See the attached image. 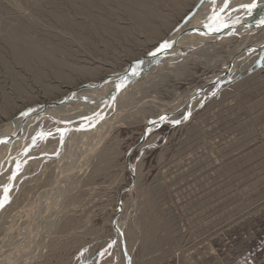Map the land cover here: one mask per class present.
I'll list each match as a JSON object with an SVG mask.
<instances>
[{
    "label": "rangeland",
    "instance_id": "rangeland-1",
    "mask_svg": "<svg viewBox=\"0 0 264 264\" xmlns=\"http://www.w3.org/2000/svg\"><path fill=\"white\" fill-rule=\"evenodd\" d=\"M198 1L0 0V130L119 80ZM222 14L210 22L216 30L193 35L197 45L209 40L193 47L201 62L167 81L148 78L131 102L137 109L157 93L174 121L148 128L161 108L129 107L119 124L95 135L83 117L74 128L51 120L31 124L42 126L36 132L0 136L12 148L0 155V264H264V55L186 105L232 64L228 35L240 21ZM209 46L219 48L215 56Z\"/></svg>",
    "mask_w": 264,
    "mask_h": 264
},
{
    "label": "bare ground",
    "instance_id": "bare-ground-1",
    "mask_svg": "<svg viewBox=\"0 0 264 264\" xmlns=\"http://www.w3.org/2000/svg\"><path fill=\"white\" fill-rule=\"evenodd\" d=\"M157 1V0H156ZM187 1V0H186ZM197 1V0H196ZM182 2V1H181ZM255 3L256 4V7L255 8H252L251 10H249L248 5H251ZM188 4V3H187ZM194 7H192V10H190L189 13H187V15L182 18L183 20L181 21V25H179V27L176 25V28L175 30H173V32L170 30V33L168 35V38L167 41H164L163 43L160 44V46H158V51H156V49L149 53L147 57L142 58L139 57L140 61H138V58H137V62L136 63H133L132 66H131V69L128 70V73L124 74V76L122 78H120L119 80L116 79L115 82L113 83H110V84H105L104 87L100 88L98 87L99 90L95 89L94 91L92 90V92H86L87 94H83V93H80L78 91L79 94H75L73 100H75L76 102L72 103V106L69 107V106H63V109L62 110L60 107L59 108H56V109H51V110H48L47 113H46V110H45V114H43L44 116L41 117L40 119V115H35L33 114L34 112V109H33V112L32 114L33 115H30L28 118L27 117H22V119H17L14 123L12 124H6L5 126L1 127V130H0V136L3 137L4 134H6V138H13V137H16L18 133L22 132L21 130H24L23 132H27V131H32V129L36 132V130L38 129H41L40 127L38 126H32L33 123H37V124H44V123H47V122H50L51 120L53 121H60V123L62 121H65V122H68V124L72 127V126H77V118H81L83 119H86L87 121V125L85 126H88V124H92V123H95L94 127H90V130L88 131L89 135L90 133H93L94 135L105 125H108V124H111V125H116V123H120V121H122L121 117L123 116V112H124V109L125 108H129V107H134L132 105L131 102H133L135 99L138 98V96H142V94L144 93L143 89L145 88V85L147 83H145V81L149 82V79L148 78H151L152 76H156V77H162L161 78H164L163 81H167V79L171 76H181L183 74V72H181V69H184L186 68V66L189 64V62H201L200 61V58H197L196 55H194V52H192L193 50V47H198V49H200V47L198 45H201L203 44H206L207 41L209 42V40L207 41H203V39H201L202 43L201 44H198L197 45V42L195 44V39L193 40V35H195L196 31H200L201 30V33H197L198 35L201 36L202 33L205 34V31H208V30H211L213 28H215L216 30V27L213 26V28H210V22L212 21L213 17H215L216 13L217 12H222L224 14L222 15H226L227 16V20H228V17L230 19V21H233V20H236V22L238 21L239 23L237 25H235L232 29L229 30V35H232L234 36V38L232 39V41H234V45H232V48L230 49V56L232 59V65L231 66H227L225 67L224 69L221 70V74L216 76H212L208 79V81L210 80H214V79H217V78H221V75H223L227 70L228 72L230 73L227 77L225 78H221L220 82L218 85L220 84H224L226 82H229L230 80H233L236 76H238V74L243 71L248 65L251 66V64L253 65L255 63V61L260 58L263 57L264 55V0H200L198 1L196 4L193 5ZM175 9V8H173ZM224 9V10H223ZM179 13V12H178ZM177 14V13H176ZM185 14V13H184ZM220 14V13H218ZM217 14V15H218ZM216 15V16H217ZM217 17L220 18V15H218ZM218 18V19H219ZM222 19V18H221ZM219 19V20H221ZM223 19L224 16H223ZM220 23V22H219ZM228 23V21H227ZM226 23V24H227ZM212 24V22H211ZM214 24V23H213ZM206 25V26H205ZM224 26V24H222ZM206 27V30H205V27ZM212 26V25H211ZM222 26V27H223ZM199 27V28H198ZM221 27V26H220ZM174 28V27H173ZM198 28V29H197ZM204 28V29H203ZM227 30V29H226ZM210 32V31H209ZM228 32V31H227ZM218 33V32H216ZM214 33L216 36L219 34H216ZM222 33V31L220 32ZM224 33V31H223ZM222 33V34H223ZM207 34H209L207 32ZM213 34V35H214ZM221 34V35H222ZM225 34V33H224ZM256 34H259V36L256 38L255 42L250 44V41L252 40L253 36L256 35ZM196 35V36H198ZM203 35V34H202ZM212 35V33H211ZM212 35V36H213ZM220 35V34H219ZM218 35V36H219ZM220 35V36H221ZM195 36V37H196ZM199 36V37H200ZM207 36V35H205ZM225 36V35H224ZM204 37V36H203ZM222 37V36H221ZM221 37H218L219 39H221ZM207 38V37H205ZM208 38L211 40V37L208 36ZM207 38V39H208ZM217 38V37H216ZM217 38V39H218ZM197 39H200V38H197ZM213 39V37H212ZM216 39V40H217ZM227 39V38H226ZM225 39V41H226ZM215 40V42H216ZM228 41V40H227ZM227 41L225 43H227ZM231 41V40H230ZM236 41V42H235ZM206 42V43H205ZM212 42V41H210ZM222 41H220L221 43ZM164 43H167L169 44L170 46L167 47V48H161V45L164 44ZM219 43V44H220ZM224 43V41H223ZM229 43V42H228ZM231 44V43H230ZM211 45V43L209 44ZM216 45V44H215ZM217 45H218V41H217ZM216 45V46H217ZM221 45V44H220ZM225 45V44H224ZM204 46V45H203ZM201 46V47H203ZM213 46V44H212ZM212 46H209L210 49L213 48V51L212 49L209 51V52H212V54H210L211 56L214 54L215 56V53H217V51L219 50V48H221L219 45V48L217 47H212ZM196 47V48H197ZM207 47V46H206ZM205 48V46H204ZM154 49V48H153ZM152 49V50H153ZM197 49V51H198ZM203 49V48H201ZM206 50H208L207 48H205ZM195 51V50H194ZM205 51V50H203ZM202 52V50H201ZM200 52V53H201ZM207 52V51H206ZM205 52V53H206ZM209 52H207L206 54L204 53V55H207ZM196 53V52H195ZM253 53H255L257 55L256 58H253ZM145 55V54H144ZM202 53H201V56H204ZM209 55V56H210ZM192 56H195L196 58H193ZM199 57H200V54H199ZM202 58H205L202 57ZM212 58V57H211ZM209 59V58H208ZM136 60V59H135ZM134 60V62H135ZM206 61H208L206 59ZM249 61V62H248ZM153 62V63H152ZM152 63V64H151ZM120 71L121 68H119ZM249 69V68H248ZM113 77V75H112ZM115 78V76L113 77ZM113 78H109V79H113ZM219 78V79H220ZM155 79V77H154ZM153 79V81H154ZM158 79V78H157ZM155 79V81L157 80ZM110 80V81H111ZM113 81V80H112ZM142 84H140L141 82H143ZM109 82V81H108ZM157 82V81H156ZM106 83V82H105ZM159 83V81H158ZM152 84V83H151ZM156 84V83H155ZM102 85V84H101ZM157 85V84H156ZM155 85V86H156ZM207 85V84H206ZM103 86V85H102ZM97 87V86H96ZM150 87H152L150 85ZM149 87V88H150ZM90 88H93V87H90ZM94 89V88H93ZM153 89V88H152ZM202 89V88H200ZM86 90V89H85ZM91 90V89H90ZM147 90V88H146ZM196 92H194L193 94H191L189 96V99H188V103L186 104L187 106H190V104L192 103H197V100H199V98L201 97V93L199 92V89H196ZM198 90V91H197ZM81 91V90H80ZM214 91V90H213ZM199 92V93H198ZM155 93V92H154ZM157 93H155L154 96L151 97L152 100H150V103H148V105H143L142 103V106H139L137 109L135 108L133 111H136V113H147L148 112V109L146 108V106H150V107H160L161 108V111H160V115H162L163 119H168V120H171V121H174L176 119V116L173 115V113H169L168 112V108L171 106V104H167V103H164L162 102L159 97L156 95ZM137 96V98H136ZM181 98V97H180ZM183 98V97H182ZM139 99V98H138ZM68 100V99H67ZM70 100V99H69ZM73 100H70V101H73ZM149 100V99H148ZM148 100H146L147 102H149ZM186 100V99H185ZM57 101V100H56ZM66 101V100H65ZM145 101V102H146ZM144 102V101H143ZM178 102V101H177ZM176 102V103H177ZM69 103V102H67ZM131 103V104H130ZM140 103V102H139ZM42 104V103H41ZM136 104V103H135ZM69 105V104H67ZM132 105V106H131ZM137 105V104H136ZM176 105V104H175ZM34 106V105H33ZM32 106V107H33ZM36 106V105H35ZM34 106V108H35ZM38 106V105H37ZM32 107H28V108H32ZM193 108H195L193 106ZM27 109V108H26ZM48 109V108H47ZM30 110V109H28ZM127 110V109H126ZM125 110V111H126ZM181 110V109H179ZM193 110V109H192ZM97 111V112H96ZM123 111V112H122ZM128 111H130V109H128ZM25 112V111H24ZM29 112V111H28ZM27 112V113H28ZM180 112V111H179ZM191 112V111H190ZM23 113V112H22ZM21 113V114H22ZM126 113V112H124ZM135 113V112H134ZM30 114V113H28ZM135 115V114H133ZM78 116H81V117H78ZM86 116V117H85ZM121 116V117H120ZM19 118V116H18ZM124 119V118H123ZM23 120H28L27 123L23 122ZM120 120V121H119ZM83 121V120H81ZM23 122V123H22ZM42 122V123H40ZM8 123V122H7ZM52 123V122H51ZM77 123V124H75ZM32 124V125H31ZM84 124V122H83ZM30 126V127H29ZM32 126V127H31ZM44 126V125H43ZM59 126V125H58ZM78 126H80V124H78ZM84 126V127H85ZM93 126V125H92ZM38 127V128H37ZM60 127V126H59ZM68 127V126H67ZM72 127V128H74ZM83 127V126H82ZM107 127V126H105ZM66 128V127H65ZM88 129V127H86ZM92 128V129H91ZM8 129V130H7ZM62 129V128H61ZM60 129V130H61ZM67 129V128H66ZM70 129V128H69ZM78 129L77 131L79 132V129L81 128H76ZM46 131V130H45ZM50 131V130H49ZM55 131V130H54ZM74 131V130H73ZM75 130V135H76V132ZM67 131H65L66 133ZM81 132V131H80ZM39 133V132H38ZM37 133V137L36 139H39ZM51 133V132H49ZM48 133V134H49ZM54 133V132H53ZM57 133V131H56ZM61 133V132H60ZM70 133V132H69ZM72 133V131H71ZM84 133V131H83ZM27 134V133H26ZM44 134V133H43ZM63 134V132H62ZM73 134V133H72ZM71 134V135H72ZM21 135V133L19 134V136ZM28 135V134H27ZM25 135V137L27 136ZM35 135V134H33ZM30 136L31 137H33ZM42 135V133H41ZM40 135V136H41ZM51 135V134H49ZM67 135V134H66ZM92 135V134H91ZM100 135V134H99ZM102 135V134H101ZM57 136V135H56ZM62 136V135H61ZM60 136V138H62ZM65 136V135H64ZM74 136V135H73ZM77 136V135H76ZM35 137V136H34ZM46 137V136H45ZM44 137V138H45ZM58 140H59V136H57ZM71 137V136H70ZM88 137V136H87ZM99 136H97L98 138ZM105 137V135H104ZM19 138V137H18ZM42 138V137H41ZM43 138V139H44ZM65 138V137H64ZM72 139L75 138V137H71ZM92 138V136L90 137V139ZM101 138H103L101 136ZM23 139H24V136H23ZM33 139V138H32ZM31 139V141H33ZM35 139V138H34ZM35 139V140H36ZM47 139V138H46ZM66 139H67V136H66ZM71 139V140H72ZM85 139V138H84ZM89 139V140H90ZM18 140V139H17ZM20 140V139H19ZM34 140V142H35ZM54 140V139H53ZM56 140V139H55ZM70 140V141H71ZM0 141H3V139H1ZM5 141V139H4ZM14 141V140H13ZM16 141V139H15ZM37 141V140H36ZM57 141V140H56ZM69 140L67 139V142ZM69 141V143H70ZM84 141V140H83ZM86 141V139H85ZM95 141V140H94ZM10 142V141H8ZM7 142V143H8ZM21 142H23V140L21 139ZM60 142V140L58 141V143ZM66 142V144H67ZM82 142V141H81ZM98 142V141H97ZM11 143V142H10ZM15 143V142H14ZM19 143V142H17ZM30 143V141H29ZM33 143V142H32ZM31 143V144H32ZM37 143V142H36ZM36 143L34 144V146L36 145ZM61 143H65V142H61ZM60 143V144H61ZM76 143V142H75ZM22 144V143H21ZM24 144V143H23ZM89 144V143H88ZM8 145V144H7ZM11 145V144H10ZM9 145V146H10ZM55 145V144H54ZM59 145V144H57ZM70 146V144H68ZM68 145H65L68 147ZM74 145V144H73ZM19 146V144H18ZM22 146V145H21ZM34 146L31 145V147L35 148ZM17 147V145H16ZM25 147H26V143H25ZM61 147V145L59 146ZM5 145H0V155H2L4 152L3 150L6 152L8 151L9 148H5ZM93 148V147H92ZM12 149V148H11ZM9 149V151L11 150ZM15 149V148H14ZM54 148H52L53 150ZM60 149V148H59ZM20 150V149H19ZM27 150V148H26ZM29 150V149H28ZM52 150L50 151V153L52 152ZM61 150V149H60ZM67 150H70L69 148ZM93 150V149H91ZM14 151V150H13ZM24 151V150H23ZM22 151V153H23ZM46 151V150H45ZM55 151V149H54ZM53 151V153H55ZM27 152V151H25ZM31 152V151H30ZM30 152H27V153H30ZM44 152V151H43ZM63 152V151H62ZM8 153V152H7ZM16 152H14L15 154ZM64 153V152H63ZM17 154V153H16ZM15 154V155H16ZM21 154V152H20ZM46 154V152H45ZM58 154V153H57ZM65 154V153H64ZM9 155V154H8ZM28 155V154H27ZM31 155V153H30ZM28 155V156H30ZM69 155H70V152H69ZM3 156V155H2ZM1 156V157H2ZM19 156V155H18ZM39 156V155H38ZM63 156V155H62ZM4 157V156H3ZM7 157V156H6ZM15 157V156H14ZM24 157H27L26 155ZM66 157V156H65ZM5 158V157H4ZM3 158V159H4ZM28 158V157H27ZM34 158V157H33ZM32 158V159H33ZM40 158V156H39ZM42 158V157H41ZM2 159V160H3ZM9 159V158H7ZM26 159V158H25ZM35 159V158H34ZM58 158H56L57 160ZM1 160V158H0ZM1 160V161H2ZM24 160V159H23ZM30 160V159H29ZM42 160V159H40ZM60 160V159H59ZM58 160V162H60ZM6 161V160H4ZM38 161V159H37ZM43 161H45L43 159ZM42 161V162H43ZM7 162V161H6ZM11 162V161H10ZM29 162V164L32 162L30 161H27ZM34 162L36 163V161L34 160L33 161V164L34 165ZM39 162V161H38ZM38 162L36 164H38ZM3 163V162H2ZM40 163V162H39ZM62 163V162H61ZM4 164V163H3ZM14 164V163H12ZM59 164V163H58ZM17 165V164H15ZM17 166H21V165H17ZM8 166H5V168H7ZM12 167V166H11ZM14 167V166H13ZM9 168V167H8ZM15 168V167H14ZM17 168V167H16ZM1 170H2V167H1ZM9 170V169H8ZM11 170V168H10ZM13 170V169H12ZM24 170V169H23ZM135 170V169H134ZM20 170H18L19 172ZM136 171V170H135ZM13 173V171H11ZM17 172V169L16 171H14V173ZM17 172V173H18ZM23 172V171H21ZM2 173V172H1ZM4 173V172H3ZM10 173V172H9ZM8 173V174H9ZM12 173H10L12 175ZM16 173V174H17ZM134 173V172H133ZM9 174V175H10ZM24 174V173H23ZM137 174V172H136ZM18 175V174H17ZM21 175V173H20ZM4 174H2L1 177H3ZM7 176V175H6ZM16 176V175H15ZM22 176V175H21ZM5 177V176H4ZM9 177V176H7ZM6 177V178H7ZM134 177V176H133ZM6 178L4 180H6ZM11 178V177H10ZM15 178V177H14ZM18 179H20L18 176L16 177ZM1 179V178H0ZM13 179V177L11 178ZM10 179V180H11ZM22 179V178H21ZM3 180V178H2ZM1 180V181H2ZM9 180V179H7ZM17 180V179H14V181ZM138 180V178H137ZM13 181V182H14ZM17 182V181H16ZM25 182V181H24ZM137 182V181H136ZM7 183V182H5ZM9 184V183H8ZM16 184V183H15ZM4 185V184H2ZM6 186V185H5ZM11 186V185H9ZM7 186V187H9ZM13 187V186H12ZM2 188V186H1ZM4 188V187H3ZM10 188V187H9ZM11 189V188H10ZM16 191V190H15ZM56 191V190H55ZM9 193V191H8ZM7 195V193H5ZM2 195H3V192H2ZM1 195V196H2ZM10 197V196H9ZM15 197V196H14ZM2 198V197H1ZM8 198V196H7ZM3 199H5V197H3ZM2 199V201H4ZM1 201V200H0ZM7 203V202H6ZM2 204V203H1ZM0 204V205H1ZM3 214V213H2ZM5 216V215H4ZM119 227V226H117ZM119 229V228H117ZM125 230V229H124ZM120 232V231H118ZM122 232V231H121ZM120 232V233H121ZM124 232V231H123ZM125 238V237H124ZM118 241H120V238H118ZM123 243V242H122ZM123 245V244H122ZM126 245V243H125ZM124 245V246H125ZM120 246V245H119ZM126 248V247H125ZM128 248V247H127ZM120 249V248H119ZM124 249V248H123ZM123 251V250H122ZM124 252V251H123ZM121 253V252H120ZM124 254V253H123ZM129 254V253H128ZM126 256V255H125ZM124 256V257H125ZM129 257V256H128ZM120 260V259H119ZM123 261V259H122ZM129 262V261H127ZM124 263V262H122ZM125 264V263H124Z\"/></svg>",
    "mask_w": 264,
    "mask_h": 264
},
{
    "label": "water",
    "instance_id": "water-1",
    "mask_svg": "<svg viewBox=\"0 0 264 264\" xmlns=\"http://www.w3.org/2000/svg\"><path fill=\"white\" fill-rule=\"evenodd\" d=\"M158 49H159V48H158ZM158 49H156V51H158ZM232 63H233V62H232ZM231 65H232V64H231ZM231 65H230V66H231ZM229 74H230V73H229L228 70H227L223 75H221V78L223 79V78L227 77ZM219 78H220V77H219ZM219 78L212 80V82H211L209 85H207L205 88L200 89L199 92L202 94V93H204L209 87L217 85V84L220 82V80H221V78H220V79H219ZM199 92H198V93H199ZM67 102H69V100H66V101L61 102V103H56V104H54V106H55V105H56V106H58V105H59V106H60V105H64V104H66ZM24 116H25V115L20 116V117L18 118V120H19V119H22V117H24ZM163 120H164L163 117L160 116L158 119L151 121V122L149 123V127H148V128H150V127H152V126H159V125L162 123ZM15 121H16V120H15ZM13 123H14V122H13ZM115 227L117 228L116 224H115ZM122 236H123V234H122Z\"/></svg>",
    "mask_w": 264,
    "mask_h": 264
},
{
    "label": "snow or ice",
    "instance_id": "snow-or-ice-1",
    "mask_svg": "<svg viewBox=\"0 0 264 264\" xmlns=\"http://www.w3.org/2000/svg\"><path fill=\"white\" fill-rule=\"evenodd\" d=\"M213 2H214V0H213ZM246 7H248L249 8V10H251L252 8H255L256 7V4L255 3H253V4H251V5H248V6H246ZM170 45L169 44H167V43H164V44H162L161 45V48H167V47H169ZM7 191H8V189L7 188H5V193H7ZM5 199H6V197H5Z\"/></svg>",
    "mask_w": 264,
    "mask_h": 264
}]
</instances>
